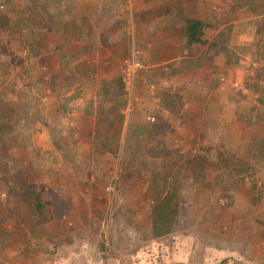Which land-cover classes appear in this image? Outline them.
<instances>
[{
  "label": "rangeland",
  "instance_id": "obj_1",
  "mask_svg": "<svg viewBox=\"0 0 264 264\" xmlns=\"http://www.w3.org/2000/svg\"><path fill=\"white\" fill-rule=\"evenodd\" d=\"M77 3L0 0V115L3 104L12 111L14 98L34 91V122L45 123L39 98L68 95L46 93L43 71L18 69L43 54L46 33L55 41L78 11ZM125 62L122 90L134 104L127 131H47V147L65 148L58 158L63 163L39 146V139L46 142L40 138L44 131H0V264H264V54L256 73L260 96L245 97L236 131L201 132L199 146L181 143V131H160L154 116L146 122L138 117L157 83L142 79V67L128 91ZM23 78L34 81V88ZM62 135L71 145L95 140L99 147L73 152ZM213 160L225 165L220 185L229 196L211 204L185 194L178 199L175 191L164 196L166 177H178L181 186L180 178L188 174L180 164L197 161L203 175L202 163L214 165ZM47 164L52 169L45 177ZM60 167L68 196L63 207L59 190L46 188V179L62 174ZM71 209L74 215L67 214Z\"/></svg>",
  "mask_w": 264,
  "mask_h": 264
},
{
  "label": "crops",
  "instance_id": "obj_2",
  "mask_svg": "<svg viewBox=\"0 0 264 264\" xmlns=\"http://www.w3.org/2000/svg\"><path fill=\"white\" fill-rule=\"evenodd\" d=\"M77 7L54 42L52 35L45 32L43 54L31 56L18 69L19 73L31 74L43 71L46 93L68 95L61 100L55 96L39 98L45 123L34 122L38 103L34 91L28 98H14V114L3 104L5 110L0 115V131H44L40 138L46 142L39 139V146L44 151H54L59 163L64 161L58 160L59 152L65 148L60 151L49 142L47 147V131L128 130V110L134 104L122 90L126 60L140 62L144 68L142 79L157 83L154 96L148 94L138 117L146 122L154 116L160 131H181V143L194 141L199 146L201 132L222 135L224 131H236L241 118L238 111L245 97L260 96L255 85L264 54V0H78ZM190 20L199 21L201 30L190 31ZM22 82L34 88V81ZM62 136L73 152L99 147L95 140L89 145H71L67 135ZM209 162L202 163L203 175L197 161L182 162L179 167L188 173L180 178L182 187L178 177H166L164 196L175 191L178 199L185 194L210 204L229 196L220 185L225 178L221 167L225 165L221 160H213L214 165ZM50 168L47 164L46 172ZM61 172L58 178L50 175L52 178L46 179L50 182L46 188L59 190L63 207L68 196L62 186L66 184L62 168ZM88 191L87 188L86 195L92 197ZM75 208L79 215L80 204ZM74 211L67 214L74 215Z\"/></svg>",
  "mask_w": 264,
  "mask_h": 264
},
{
  "label": "built area",
  "instance_id": "obj_3",
  "mask_svg": "<svg viewBox=\"0 0 264 264\" xmlns=\"http://www.w3.org/2000/svg\"><path fill=\"white\" fill-rule=\"evenodd\" d=\"M141 68H142V64L137 60L135 59L126 60L123 71V82L127 87L128 91L133 92L135 88L138 72ZM108 191L115 193V189H113L112 187H110Z\"/></svg>",
  "mask_w": 264,
  "mask_h": 264
},
{
  "label": "trees",
  "instance_id": "obj_4",
  "mask_svg": "<svg viewBox=\"0 0 264 264\" xmlns=\"http://www.w3.org/2000/svg\"><path fill=\"white\" fill-rule=\"evenodd\" d=\"M203 27V25L199 22V21H196V20H190L189 21V30H201V28ZM197 42H201L200 39L196 40Z\"/></svg>",
  "mask_w": 264,
  "mask_h": 264
}]
</instances>
